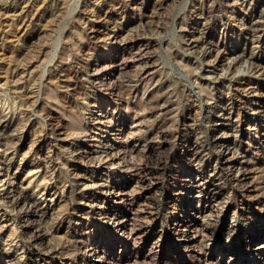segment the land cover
Returning a JSON list of instances; mask_svg holds the SVG:
<instances>
[{
    "label": "rangeland",
    "instance_id": "374dc122",
    "mask_svg": "<svg viewBox=\"0 0 264 264\" xmlns=\"http://www.w3.org/2000/svg\"><path fill=\"white\" fill-rule=\"evenodd\" d=\"M0 264H264V0H0Z\"/></svg>",
    "mask_w": 264,
    "mask_h": 264
}]
</instances>
